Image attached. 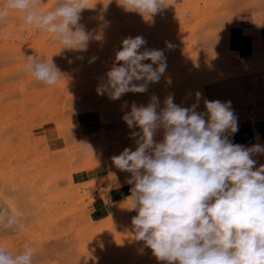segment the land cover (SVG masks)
Returning a JSON list of instances; mask_svg holds the SVG:
<instances>
[{
    "label": "rangeland",
    "instance_id": "rangeland-1",
    "mask_svg": "<svg viewBox=\"0 0 264 264\" xmlns=\"http://www.w3.org/2000/svg\"><path fill=\"white\" fill-rule=\"evenodd\" d=\"M119 2L87 0L78 23L93 38L83 52L60 49L50 33L26 27L22 13L0 22V248L15 255L31 247L33 264H168L134 238L137 212L126 208L131 173L111 159L136 148L139 129L122 119L133 103L146 106L155 95L163 108L172 95L188 108L199 92L198 112L206 99L230 101L235 117L264 115V58L234 60L226 43L244 8L264 24V0H172L151 17ZM53 4L43 0L41 10ZM129 36L163 50L166 71L144 93L98 95ZM29 56L52 60L64 78L54 86L36 80ZM162 138L158 129L155 139ZM257 144L264 146V137L248 147ZM252 158L256 168L264 165V153ZM100 164L108 167L105 177L82 179L84 169Z\"/></svg>",
    "mask_w": 264,
    "mask_h": 264
},
{
    "label": "clouds",
    "instance_id": "clouds-1",
    "mask_svg": "<svg viewBox=\"0 0 264 264\" xmlns=\"http://www.w3.org/2000/svg\"><path fill=\"white\" fill-rule=\"evenodd\" d=\"M119 3L144 17L174 5L172 0ZM42 4L4 0L0 22L19 12L26 27L50 33L60 49L87 51L93 37L78 23L81 11L89 8L87 0H54L48 11L41 10ZM145 44L142 36L122 40L98 95L117 100L159 82L166 58L163 50ZM26 59L30 74L43 84L54 86L64 78L52 60ZM201 98L197 92V103L185 108L169 95L160 108L153 95L146 106L133 103L122 117L130 129H139L132 133L135 150L125 148L111 157L116 168L131 173L126 208L137 212L134 238L168 264H264V165L256 168L252 158L264 153V146L232 143L229 135L238 131V124L231 102L205 99V111L198 112ZM158 129H163L160 141L155 139ZM33 256L31 247L15 255L0 248V264H33Z\"/></svg>",
    "mask_w": 264,
    "mask_h": 264
},
{
    "label": "crops",
    "instance_id": "crops-1",
    "mask_svg": "<svg viewBox=\"0 0 264 264\" xmlns=\"http://www.w3.org/2000/svg\"><path fill=\"white\" fill-rule=\"evenodd\" d=\"M243 9V12L236 14L234 22L228 27L227 31V46L232 52L234 60L241 61L251 58H264V24L254 21L250 13ZM236 117L238 131L229 135V139L234 144H240L248 147L253 138L264 137V115L257 116L255 119L248 118L244 114L242 117ZM108 172V167L100 164L94 167H89L81 172V177L84 180H100L105 177ZM108 180L105 179L104 185H108ZM98 187L102 185L97 182ZM121 190L115 193L119 194Z\"/></svg>",
    "mask_w": 264,
    "mask_h": 264
}]
</instances>
